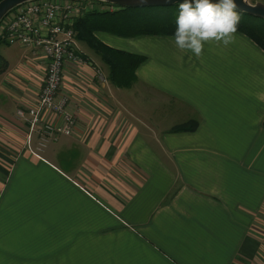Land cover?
I'll return each mask as SVG.
<instances>
[{
	"label": "crops",
	"instance_id": "0c3cea01",
	"mask_svg": "<svg viewBox=\"0 0 264 264\" xmlns=\"http://www.w3.org/2000/svg\"><path fill=\"white\" fill-rule=\"evenodd\" d=\"M95 35L146 58L119 87L78 39L89 64L62 88L77 124L40 157L16 110L37 103L48 57L0 42V264H264V48L239 30L200 58L174 35Z\"/></svg>",
	"mask_w": 264,
	"mask_h": 264
},
{
	"label": "built area",
	"instance_id": "2783aa9c",
	"mask_svg": "<svg viewBox=\"0 0 264 264\" xmlns=\"http://www.w3.org/2000/svg\"><path fill=\"white\" fill-rule=\"evenodd\" d=\"M92 7L89 0H33L13 9L0 24L1 41L44 52L49 60L37 103L16 110L17 118L28 126L27 148L37 157L52 138L60 133L71 135L77 124V115L68 108L70 97L62 91L64 72L68 65L80 68L89 64L78 45L74 24ZM95 73L106 80L98 67ZM51 116L61 122L53 123ZM35 134L38 140L33 146Z\"/></svg>",
	"mask_w": 264,
	"mask_h": 264
},
{
	"label": "trees",
	"instance_id": "16d2710c",
	"mask_svg": "<svg viewBox=\"0 0 264 264\" xmlns=\"http://www.w3.org/2000/svg\"><path fill=\"white\" fill-rule=\"evenodd\" d=\"M89 1L93 7L81 14L75 21L76 37L85 41L101 55L103 61L110 68L108 77L113 84L119 87H128L134 82L136 69L146 56L114 48L102 42L95 32L104 30L122 36L174 35L178 13L171 12L166 6L121 7L95 0ZM239 14L241 20L237 30L247 34L264 48V19L245 12H239ZM0 42L6 43L1 40ZM7 67L8 60L0 53V73L4 72ZM195 126L184 124L176 130H193Z\"/></svg>",
	"mask_w": 264,
	"mask_h": 264
},
{
	"label": "clouds",
	"instance_id": "9594fccd",
	"mask_svg": "<svg viewBox=\"0 0 264 264\" xmlns=\"http://www.w3.org/2000/svg\"><path fill=\"white\" fill-rule=\"evenodd\" d=\"M241 16L236 0H183L179 4L173 43L181 52L203 55L206 43L227 47L235 42ZM264 101V92L257 94Z\"/></svg>",
	"mask_w": 264,
	"mask_h": 264
},
{
	"label": "water",
	"instance_id": "95a60500",
	"mask_svg": "<svg viewBox=\"0 0 264 264\" xmlns=\"http://www.w3.org/2000/svg\"><path fill=\"white\" fill-rule=\"evenodd\" d=\"M33 0H0V24L7 14L23 3ZM121 7H153L180 4L183 0H95ZM215 2V0H214ZM237 11L264 19V3L261 1L236 0Z\"/></svg>",
	"mask_w": 264,
	"mask_h": 264
},
{
	"label": "rangeland",
	"instance_id": "374dc122",
	"mask_svg": "<svg viewBox=\"0 0 264 264\" xmlns=\"http://www.w3.org/2000/svg\"><path fill=\"white\" fill-rule=\"evenodd\" d=\"M251 1H253V2H255V1H261V2H263L264 3V0H251ZM167 8H169V10L171 11V12H177V13H179V5H177V4H175V5H170V6H166ZM19 44V43H18ZM105 74V73H104ZM107 77V79L109 80V77L108 76H106ZM128 93H129V91H128ZM175 122H173V119H164L163 120V124L165 125V126H167V125H171V124H174Z\"/></svg>",
	"mask_w": 264,
	"mask_h": 264
}]
</instances>
